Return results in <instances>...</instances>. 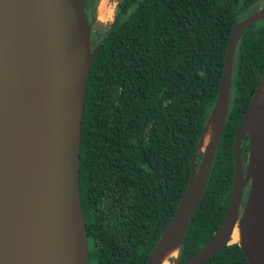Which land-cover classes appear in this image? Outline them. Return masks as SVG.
<instances>
[{"label": "trees", "instance_id": "obj_1", "mask_svg": "<svg viewBox=\"0 0 264 264\" xmlns=\"http://www.w3.org/2000/svg\"><path fill=\"white\" fill-rule=\"evenodd\" d=\"M263 4L118 0L111 25L91 31L90 47L102 44L86 81L77 169L88 264H145L175 212L190 160L192 169L198 162L195 146L216 97L230 28ZM84 12L90 23L93 0H85ZM232 63L224 127L177 264L209 241L225 213L231 139L264 71V18L242 33ZM245 153L243 138L241 159ZM205 264L245 261L232 244Z\"/></svg>", "mask_w": 264, "mask_h": 264}, {"label": "water", "instance_id": "obj_2", "mask_svg": "<svg viewBox=\"0 0 264 264\" xmlns=\"http://www.w3.org/2000/svg\"><path fill=\"white\" fill-rule=\"evenodd\" d=\"M6 4L15 67L8 77L14 95L13 115L7 123L11 134L0 153V264H88L87 235L78 203V139L88 72L102 41L90 47L85 0H6ZM137 6L138 2L127 16ZM263 18L264 4L230 28L216 97L201 133L216 110L223 114L219 130L205 152L197 149L200 133L195 146L198 162L192 169L190 160L175 212L145 264H153V253L162 246L176 218L180 246L224 127L236 43ZM260 79L231 139V183L221 223L209 241L182 264H205L234 244L230 234L239 218L244 219L243 248L235 245L245 264H264V189L258 195L264 183ZM243 138L246 153L242 164L239 147ZM202 176L196 198L177 217L190 184ZM178 251L170 264H177Z\"/></svg>", "mask_w": 264, "mask_h": 264}, {"label": "bare ground", "instance_id": "obj_3", "mask_svg": "<svg viewBox=\"0 0 264 264\" xmlns=\"http://www.w3.org/2000/svg\"><path fill=\"white\" fill-rule=\"evenodd\" d=\"M9 11L6 0H0V153L4 151L11 134V129L7 127V123L12 118L13 113H11L10 110H12L14 106L12 86L8 81L12 69L15 67ZM260 90L264 96V74L260 80ZM222 118L223 114L216 110L203 130L198 150L205 152L213 136L217 134ZM260 162L264 164V158L260 159ZM203 178L204 176H202L199 182L196 183V181H194L190 184L189 190L181 201L180 211L177 217H181L186 213L188 210L187 208L196 198L200 190ZM263 189L264 183L260 187L261 191L258 193L259 197L262 196ZM243 223L244 219L239 218L230 234V243L237 244L241 248H243L244 241ZM179 239L180 224L176 218L167 231L162 246L154 251L153 264H170V259L177 255Z\"/></svg>", "mask_w": 264, "mask_h": 264}, {"label": "flooded vegetation", "instance_id": "obj_4", "mask_svg": "<svg viewBox=\"0 0 264 264\" xmlns=\"http://www.w3.org/2000/svg\"><path fill=\"white\" fill-rule=\"evenodd\" d=\"M117 2L118 0H93V13H92V19L90 22V29H91L90 34H91V31L100 32L101 29L106 30L108 26L111 25ZM99 6L102 10L101 13L98 12ZM100 14L102 15L101 17H100ZM89 42H90V35H89ZM239 153H240V147H239ZM243 160L244 158L240 160L242 164H243ZM243 198H244V193L242 195V199Z\"/></svg>", "mask_w": 264, "mask_h": 264}, {"label": "rangeland", "instance_id": "obj_5", "mask_svg": "<svg viewBox=\"0 0 264 264\" xmlns=\"http://www.w3.org/2000/svg\"><path fill=\"white\" fill-rule=\"evenodd\" d=\"M101 11V9H100V6L98 7V12L99 13H101L100 12ZM255 10L254 9H248L244 14H243V16H247V15H249V14H251L252 12H254ZM100 17H101V14H100ZM105 25V24H104ZM103 28H104V26H103ZM106 28V27H105ZM96 30H98V29H96ZM102 30V29H101ZM242 197V196H241ZM241 202H240V205H241V203H242V199L240 200Z\"/></svg>", "mask_w": 264, "mask_h": 264}, {"label": "crops", "instance_id": "obj_6", "mask_svg": "<svg viewBox=\"0 0 264 264\" xmlns=\"http://www.w3.org/2000/svg\"><path fill=\"white\" fill-rule=\"evenodd\" d=\"M100 9H101V8H100ZM101 11H102V10H101ZM101 11H100V12H101ZM101 16H102V15H101Z\"/></svg>", "mask_w": 264, "mask_h": 264}]
</instances>
